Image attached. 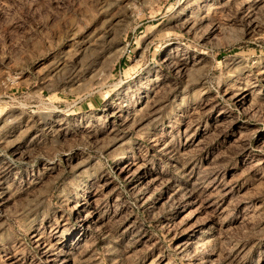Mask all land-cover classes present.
I'll list each match as a JSON object with an SVG mask.
<instances>
[{
	"label": "rangeland",
	"instance_id": "1",
	"mask_svg": "<svg viewBox=\"0 0 264 264\" xmlns=\"http://www.w3.org/2000/svg\"><path fill=\"white\" fill-rule=\"evenodd\" d=\"M0 264H264V0H0Z\"/></svg>",
	"mask_w": 264,
	"mask_h": 264
},
{
	"label": "bare ground",
	"instance_id": "2",
	"mask_svg": "<svg viewBox=\"0 0 264 264\" xmlns=\"http://www.w3.org/2000/svg\"><path fill=\"white\" fill-rule=\"evenodd\" d=\"M180 62V61H179ZM180 65H182V63L180 64ZM184 66V65H183Z\"/></svg>",
	"mask_w": 264,
	"mask_h": 264
}]
</instances>
